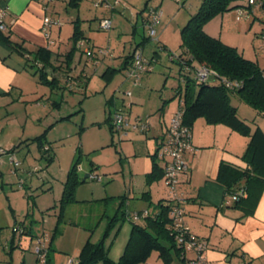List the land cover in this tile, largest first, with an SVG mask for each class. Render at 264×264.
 <instances>
[{"label":"crops","instance_id":"1","mask_svg":"<svg viewBox=\"0 0 264 264\" xmlns=\"http://www.w3.org/2000/svg\"><path fill=\"white\" fill-rule=\"evenodd\" d=\"M62 1L65 5L70 7L68 10H78L79 12L81 6L78 7V9H75L69 5L70 0ZM142 1L143 0H141V2ZM145 2L144 8L139 12H146V16L142 18V25H144L148 16L147 13H149L151 8L165 6V0H145ZM58 3L60 2L57 0H53L49 3L46 0H0V4L8 7V16L5 19L8 25V30L4 33L0 31V145L11 150V152L18 153V155L23 154L26 158L30 156V158H32V160H30V169L24 167L25 169L22 170H20L21 165L15 167L8 162L10 160L7 155L0 158V182H2L0 183V264H42L39 261L36 252L31 251L32 243L29 242V245H27V234H20V236H18L20 233L17 230L18 226L21 227L23 224L25 226L28 225L27 218L29 213L23 215L19 209L20 207L17 197H22L20 196L21 191L24 199H27L28 205L31 204V200L28 197H34L36 198L34 203L39 206V210L47 211L50 207L45 206L48 203L44 204L42 197L46 196V194L53 193L54 189L55 191L59 189L56 182L59 181L58 178L48 170L49 167L47 169L42 168V166H40L41 163H38L40 159L46 158L42 153L43 151H46L48 147H50L51 152L54 155L53 161L50 162L48 166L56 161L57 157H55L56 153L54 146L46 140L47 142L44 141L45 146L40 148V142L33 140L44 134L43 131L40 132L38 130L28 133V128L23 125L24 121L19 125L20 116L22 118L21 112H27L25 121L28 125V123L32 121V118L28 117L31 116L29 114H34V112H36L34 115L37 116L36 118H39L38 120L40 121L42 118L40 116L41 112L47 110L46 103L44 104L43 100L40 99L43 95H40V98H36V103L33 106L29 105L25 99L27 95L32 94L33 92L30 86L32 81L35 80L33 81L34 84L40 83L38 82L39 80H37L40 74L39 71L36 72L38 68L44 67V64L46 65L45 71L47 78L49 81L55 80L54 89L56 90L62 81L70 83V85H72V83L86 85V89L89 86L90 81H92V75L88 72V68L93 69V75L98 74V76H101L108 67H121L120 65L123 64L125 57L138 46H140L139 48L144 52L150 41L146 39L148 36L141 37V39H138V42H134L131 51L127 53L125 45L123 51L120 52L121 54L118 56L119 60H115L116 55L113 54V49L110 46L107 48L110 49L109 53H111L112 56H107L105 59L99 57L92 58V56L88 55L86 52L87 49L90 47L95 52L97 49L101 48V46L96 45L93 41L91 42L92 39L88 38L85 31L82 29L86 38L85 44L80 49L77 47L75 53L72 54V61L68 63L67 55L71 50V43L69 44V42L72 40H69L67 44L62 43L61 35L64 26L56 21L54 14H51L52 6L56 9L58 6L56 4ZM118 3L119 5L121 4L120 2ZM124 5V9L127 10V5L125 3ZM103 8L111 10V8L104 6ZM246 8L247 10L255 9ZM139 13H132L135 18V22L133 23L134 26H132V40L137 37ZM256 13L253 16L244 18L240 21L236 19V23L234 22L233 26H231V23L229 25V18L225 14H222L220 22V37L217 36L216 33H213L214 31L212 30L214 29L210 27V24L207 26L205 25V32L213 37H219L223 41L224 37L222 35L224 30L231 27L233 29L235 25L239 32H242L248 27V33L254 32V35L258 37L259 33L262 32L263 26L261 22H258L259 17ZM168 14L171 16L174 12L170 10L168 11ZM165 15L166 11L164 12L163 17H165ZM77 19L82 20L80 17H77L75 20ZM75 20L72 21L74 22ZM45 21L54 22L47 30L49 37L46 35V31H44ZM82 25L83 22L81 23V28ZM55 28H58L55 30L56 32L54 31ZM6 35H10V40L13 44H20L23 49L17 50L8 45L9 43L3 39ZM54 36L59 39H56ZM131 39L127 42L132 43L133 41ZM158 39L161 43L157 44L158 48L162 46L168 51L170 48H174L170 41L166 39L165 32L162 33L161 36L158 35ZM234 47L239 50L238 45ZM40 48L51 49V54L47 55L49 61H47V64L38 61V65L35 63V66L31 67L29 63L34 64L35 61L33 57L34 55L31 53L36 52ZM21 51L24 52L25 56L22 55ZM260 53L261 55L255 60H257L261 67H264V52L261 50ZM159 57L160 54H157L156 52L151 58H146L155 62ZM101 64L105 65L106 68L101 70L97 67ZM128 67L130 68L129 65ZM30 68H33L35 72L31 73L29 70ZM129 68L114 75L109 80L105 78L102 79L107 83H111L114 82L113 80H115V78L123 74L122 80L119 81L113 90V95L108 99L107 104L111 105L110 107H115L116 110L122 109L124 106L127 107L130 104L128 114L132 116L133 114H141V112H143L144 103L147 100L145 97L146 94L143 91L132 90V79L127 78L128 76L126 75ZM39 89L40 88L36 87L33 94H37L38 92L36 90ZM127 91L132 92L131 102H128V95L125 94ZM120 92L125 93L122 96ZM135 94L138 96L136 97ZM119 103L121 104L120 107H118ZM54 105H59V103H55ZM163 106L164 110H166V105L163 104ZM246 110L252 112L248 109ZM4 112L8 115V118L6 120L7 124L2 125V119L6 116ZM110 112H112V109ZM171 114L172 116L174 115V113ZM137 116L136 119L138 120L139 118H142L139 115ZM168 125L169 122L165 126L166 129H163V127L160 126L162 132L160 133L158 131L159 133H155L153 137L155 139H153L154 141L152 144L151 142H147V140H143L142 136L143 134L146 135V138L150 136L151 132L149 131L152 129V125L149 126V130L146 133L131 132L127 137H124L126 140L132 141V146L134 148L140 150L138 153L143 150V148L141 149L140 147H147L148 156L152 157V161L145 169V179L136 182L131 175L129 178V185H125L124 192H126L125 198L127 199L124 204L128 212L143 211L147 209L151 212L156 211L154 210V206H156L158 202L164 201L168 196L164 176L161 175L157 179L149 178V173L152 171V164L154 163L153 156L158 154L162 138H164ZM192 126L194 134V150L186 153V163L189 165V170L188 173L183 176L181 189L185 192L186 197L189 198L185 204L187 213L186 222L188 223V226L191 227L192 231L199 236V239H202L207 244V249L204 250L205 252L203 254L207 262L206 264H264V190L255 210L253 211L254 213L249 216H244L245 214L242 210L232 206L233 202L229 200L230 198L226 194L224 186L217 181V174H219L221 163L225 162L241 168L247 166L241 157L246 150L245 148H247L248 139L232 131L226 125H211L205 118L197 119ZM114 135L115 134H112V137H114ZM34 148H36V150ZM156 161L161 167L165 166V161L159 158H157ZM12 165L14 168H12ZM17 170H20L21 174L16 173V175H23V177L24 175L29 176L30 172L37 173V179L35 182L32 180L29 185L23 183L24 181L21 180L20 184L22 183L25 185L19 189L18 192H15L16 189L14 184L10 182L15 179L14 171ZM70 170L66 169V172L68 171L69 173ZM40 171L44 172L39 174ZM91 174H94V171L91 170L90 175ZM90 175H88V178H90ZM65 178L67 179V176L62 177L59 181L61 182L59 191L61 197L64 191ZM8 183H10V188L6 186L9 185ZM35 187L38 189H36L37 191H35ZM40 191H42L41 194L39 193ZM61 197L57 200L60 201ZM129 198L138 199V202L135 203L136 205L143 203L146 206L143 208L134 207V210H132L130 207H132L133 202H131ZM12 199L15 201L14 203ZM54 202H56V199H54ZM56 206L58 205L53 206L55 207V210H53L54 213L57 210ZM116 207L118 208V206ZM117 208L115 209L117 210ZM115 209L114 212L116 214L118 210L115 211ZM56 213L58 216V211ZM47 241L48 238L45 233L44 237L39 238L38 244L43 243L47 246ZM188 253L189 252L178 259V264H187V262L183 263L182 260H190L196 257L195 252H191L194 254L190 257L188 256ZM51 264H53L52 258Z\"/></svg>","mask_w":264,"mask_h":264},{"label":"rangeland","instance_id":"2","mask_svg":"<svg viewBox=\"0 0 264 264\" xmlns=\"http://www.w3.org/2000/svg\"><path fill=\"white\" fill-rule=\"evenodd\" d=\"M57 1L60 3L56 4L58 5L56 9L52 6L51 14H54L56 21L64 26L61 35V40L64 44H67L70 40L69 37L73 33L72 20L77 17L83 20L81 29L85 31L88 38L92 39L91 42H95L101 48L110 46L113 49V54L116 55L115 60H119L118 56L125 45L127 53L131 51L135 41L138 42V39L144 36L149 37L147 29L142 25V18L146 16V12L139 13L145 6V0L142 2L141 0H118L121 3L120 5H115L117 0H110L111 10L96 7L94 3L98 0H83L79 12L78 10H68L70 7L65 5L62 0ZM202 2L203 0H181V2L165 0V6L160 8L164 12L166 11V15L162 18L161 23L156 26L158 35L161 36L165 32L166 39L170 41L174 48H170L169 51L166 49L162 50L157 47V44H161L159 39H151L145 48L144 55L151 58L157 52L160 57L154 62L153 71L144 75L139 80L138 85H136L135 80H131L132 90L143 91L146 94L147 101L144 103L141 114L128 116L129 118L131 117L130 120L133 123L138 121L136 117L139 115L142 117L139 120L152 125V129L149 131L151 132L150 136L146 138L145 134L142 135L143 140H147L151 144L154 141L153 139H155L153 138L155 133L158 131L162 132L160 126L166 129L165 126L172 118L171 113H175L179 107V98L175 97L176 91L174 88L181 83L185 85V82L181 81L184 76L181 75L179 65L171 60L170 55L181 52L182 29L190 18L199 11ZM124 3L128 7L127 10L124 9ZM167 10L173 11L174 14L169 16ZM132 13H139L137 37L134 40L131 39L132 26H134L133 23L135 22ZM224 14L229 18V25L231 23V26H233L234 22L236 23L237 10L233 9ZM256 14L259 17L258 22H260L263 11L258 10ZM105 17L111 18L113 22V27L109 32L100 29V20ZM221 18L222 15H218L205 24L206 26L210 24V27L214 29L212 30L214 31L213 33H216L217 36L221 33ZM261 24L263 26L262 22ZM57 29L55 28L54 31ZM222 36L224 37L223 41L228 43V45H238L239 51L250 60L257 61L255 59L261 55L260 51H263L261 46L264 45V42L259 36L258 38L254 35V32L248 33V27L239 32L234 25L233 29L232 27L225 29ZM54 37L59 39L56 36ZM130 39L133 41L132 43L127 42ZM70 43L72 46L73 43ZM97 67L101 70L106 68L102 64ZM29 70L31 73L35 72L33 68ZM88 72L92 75V81H90L86 89V85L73 83L70 85V83L62 81L56 90L48 84H34L33 81L35 80H33L30 85L33 92L27 95L25 99L29 105L33 106L36 103V98H40V95H43L40 99L43 100L44 104L46 103L47 110L41 112L40 116L42 118L40 121L34 115L36 112L29 114L31 116L28 117H31L32 121L28 125L25 121L27 112H21L22 118L20 116L19 120V125L24 121L23 125L28 128V133L38 130L40 132L43 131V133L46 132V138L43 141L47 142L46 140H48L54 146L56 161L48 166L46 158L40 159L38 163H41L40 166L42 168L47 169L49 167L48 170L60 181L62 177L68 175L66 169L70 170L76 161H79V166L77 167L79 177L82 180H86V182L77 186L76 192H74L77 201L67 206L57 232H55L58 222L56 212L58 211L59 214L60 208L56 206L57 210L54 213L55 207L53 206L58 205L60 202L57 199L61 197L59 192L61 182L56 181L59 189L57 191L54 189L55 193H49L42 197L44 204L48 203L45 206L50 207L47 211L39 210V206L34 203V200H36L34 197H28L31 200L29 205L21 191L20 196L22 197H17L19 209L23 215L29 213L27 224L32 227L31 231L34 234V236H26L27 245H29V242L32 243L31 251L35 252L34 250L39 245V238L44 237L46 233L47 244L49 245V241L53 240L50 252L53 264H68L69 259L77 260V255L80 254L81 249L88 240L92 241V243L102 242L113 260L118 261L120 259L131 237L132 223L128 219H121L120 213L119 217L121 220L116 223V226L111 228V217L115 215L114 209L117 208L116 206H119L118 204L122 200L127 199L124 198L126 197L124 190L125 185L128 186L130 183L129 178L131 175L136 182L145 179L146 166L152 161V157L148 156L147 147H140L141 149L143 148L142 152H140L142 154H140L138 153L140 150L132 146L131 140H126L121 134L117 133L112 137L113 133L109 129L110 121L108 120L111 118L110 115L116 113V108L110 107L111 105H108L107 102L113 95V90L119 81L122 80L123 74L115 78L114 82L107 83L98 74L93 75L92 68H88ZM190 76L194 78L193 73ZM36 87L40 89L36 90L37 94H33ZM124 93L120 92L122 96ZM135 96L137 97L138 95L135 94ZM131 100L132 98L128 96V102H131ZM165 100H168V103L163 102ZM233 102L235 106H238L237 111L242 117H245L249 122L256 118L264 130V116L259 118L255 112L247 111L237 99H233ZM55 103H59V105H54ZM163 104L166 105L164 112L161 110ZM120 105L119 103L118 107ZM245 106L248 107L247 105ZM111 109L112 112H110ZM4 114L6 115L5 112ZM7 118L8 115L2 119V125L7 124ZM34 149L36 150V148ZM16 156L21 161L20 170L30 169L31 156L26 158L25 155H18V153ZM12 168H14L13 165ZM20 170L14 171L15 179L10 182L14 184L15 192L24 187L25 184H20L21 180L29 185L32 180L35 182L37 179V173L30 172L29 176L24 175V177L23 175H16V173L21 174ZM91 170L94 171V174L101 176L102 179L93 180L88 178ZM42 172L44 171H40L39 174ZM10 183L6 185L8 188H10ZM36 189L35 187V191L38 190ZM39 193L41 194L42 191ZM54 199H56V202H54ZM12 201L13 203L15 202L13 199ZM130 201L133 202L132 207H130L132 210H134V207L143 208L146 206L143 203L136 205L135 203L138 202V199L133 198ZM117 210L115 209V211ZM123 210H127L125 205ZM18 236H20V233ZM193 254L189 252L188 256L190 257ZM148 264H164V261L159 257L158 253L153 252ZM171 264H178V259L175 257Z\"/></svg>","mask_w":264,"mask_h":264},{"label":"trees","instance_id":"3","mask_svg":"<svg viewBox=\"0 0 264 264\" xmlns=\"http://www.w3.org/2000/svg\"><path fill=\"white\" fill-rule=\"evenodd\" d=\"M82 1L70 0L69 5L78 9ZM240 7H248V0H203L199 11L190 18L182 29L181 52L171 54L170 58L179 65L181 75L184 76L181 81H184L185 85L181 83L174 88L176 91L175 97L179 98V107L184 111V121L191 127L192 131L194 122L199 118H205L211 125H226L232 131L248 139L247 148H245L246 150L241 157L247 166L241 168L223 162L220 165L219 174H217V181L224 186L226 194L230 198L229 200L233 202L232 206L242 210L244 216H249L254 213L253 211L264 190V130L256 118L249 122L245 117H242L237 111L238 106L234 105L233 99H237L246 109L255 112L259 118L264 116V74L262 72L264 67H261L257 61L246 58L237 48L226 44L219 37L209 35L204 29L205 24L214 17ZM82 22L80 19L73 22L74 31L70 37L73 45L67 55L68 63L72 61V54L77 50V44L86 39L81 29ZM3 39L15 49H23L22 45L13 44L10 35H6ZM146 39L151 40L149 37ZM160 48L165 49L162 46ZM133 51L125 57L123 64L120 65L121 67H108L101 75L102 78L109 80L114 75L128 69V65L130 70L134 62ZM21 53L25 56L24 52L21 51ZM31 54L34 55L35 60L34 64L29 63L31 67H34L35 63L38 65V61L47 64V61H49L47 55L51 54V49L40 48ZM45 68L46 65L44 64V67L38 68L36 71L40 72L38 82L55 88V80L49 81ZM201 68H206L210 72L204 80L196 75ZM191 73L194 74V78H191ZM167 101L164 102L168 103ZM161 110H164V106ZM112 115L108 120L110 121L109 129L115 134ZM45 138L46 132L33 141H39V147L43 148L45 146L43 139ZM42 154L48 159V164L53 161L54 155L50 147ZM157 158L158 154L153 156L154 163L149 178L157 179L161 175L165 176V166L161 167L156 161ZM78 166L79 161H76L74 166L70 168L66 181H64L63 195L58 204L60 212L55 232L59 230L67 206L77 201L74 194L77 186L86 182V180L80 179ZM242 191L243 193H241ZM233 196H237L238 199H234ZM187 200H189L188 197H186ZM125 202L126 199L118 204V211L111 217L110 221L111 228L116 226V223L121 219H128L132 223L131 237L120 259L118 261L113 260L102 242L92 243L88 240L81 249L80 254L77 255L76 261L78 264H148L153 252L159 254L164 264H171L175 257L180 259L182 255L185 256L183 250L177 244L175 236L168 229L172 220L170 215L172 206L169 203L170 198L168 196L164 201H160L154 206L156 211L151 212L147 209L148 215L140 220L133 217L134 212L123 210ZM144 211L136 212L143 213ZM31 229L30 225L25 226L23 224L21 227L18 226L17 230L21 235L34 236ZM52 242L53 240H50L49 245H45L47 252L45 264H51ZM182 261L188 264L189 260L183 259Z\"/></svg>","mask_w":264,"mask_h":264},{"label":"built area","instance_id":"4","mask_svg":"<svg viewBox=\"0 0 264 264\" xmlns=\"http://www.w3.org/2000/svg\"><path fill=\"white\" fill-rule=\"evenodd\" d=\"M48 3L53 0H46ZM177 2H181V0H176ZM120 1H116L115 5H119ZM96 7H107L111 8V4L109 0H98L95 3ZM248 8H255L252 10H247L246 7H240L237 10L236 19L238 21L253 16L258 10L263 11V15L261 17V21L263 23L262 32L259 33V37L264 42V0H248ZM148 16L144 22V27L147 29L149 39L158 40V31L157 26L163 16L164 11L158 8H151ZM8 16V7L0 4V31L5 32L8 30V25L6 23V18ZM54 22L45 21V30L46 35L49 37L48 29L52 26ZM113 27L112 19L103 18L100 20V29L103 31H110ZM86 40H81L77 47L80 49ZM264 51V45L261 46ZM88 55L92 56V58L99 57L105 58L107 56H112L109 48H99L95 52L89 47L86 51ZM134 53V62L132 64L131 69L127 73V78L135 80L136 85H138L139 80L147 73L153 71L154 69V61L149 60L145 57L144 52L141 48H136ZM264 74V69H263ZM209 70L206 68H201L197 71V77L204 80L207 78L209 74ZM128 96H132L131 91H127L125 93ZM129 106H124L122 109L116 110L115 114L112 115V124L113 129L117 134H121V136L127 137L131 132H143L146 133L149 130V124L147 122H143L142 120H138L136 122H132L129 118ZM184 111L178 108L176 113L172 116L169 125L167 126V131L162 138V142L158 151V158L165 161V183L168 190V197L170 198V205L172 206L171 211V224L168 227L169 231L172 235L175 236L177 240V244L183 250V254L187 252H195L196 257L190 259L188 264H206V259L204 258V250L207 249V244L190 229L188 223L186 222V194L181 189L182 184V176L187 174L189 165L186 163V153L188 151L194 150L193 146V131L190 126H188L184 121ZM8 156L10 163L15 167H19L21 165V161L18 160L16 153L11 152L9 149L0 145V158L3 156ZM90 178L93 180H101V176L97 174H91ZM243 193V191L241 192ZM234 199H238L237 196H233ZM148 211L145 210L143 213L134 212L133 217L136 220H140L145 215H148ZM36 255L38 256L40 262L42 264L46 263V250L45 245L40 243L35 250ZM68 264H78V262L74 259H69Z\"/></svg>","mask_w":264,"mask_h":264}]
</instances>
